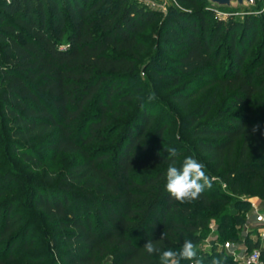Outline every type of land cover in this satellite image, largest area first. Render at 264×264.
I'll use <instances>...</instances> for the list:
<instances>
[{
  "label": "trees",
  "instance_id": "16d2710c",
  "mask_svg": "<svg viewBox=\"0 0 264 264\" xmlns=\"http://www.w3.org/2000/svg\"><path fill=\"white\" fill-rule=\"evenodd\" d=\"M178 2L186 8L170 5L164 14L138 0H0V115L9 150L38 166L45 149L82 156L32 185L29 217L8 196L17 181L0 153V264H159L143 245L164 232L162 250L190 239L199 255L214 218L233 238L230 228L246 215L232 204L264 199V9L222 17L208 0ZM157 21L174 68L150 59L145 71L166 86L185 80L172 95L186 106L211 87L187 114L189 135L236 196L206 188L181 203L165 191L168 124L155 121L146 101L131 110L141 86L123 87L139 77L148 49L140 34ZM175 148L177 166L196 158ZM246 242L264 258L260 239ZM221 257L238 264L217 246L200 258Z\"/></svg>",
  "mask_w": 264,
  "mask_h": 264
},
{
  "label": "rangeland",
  "instance_id": "374dc122",
  "mask_svg": "<svg viewBox=\"0 0 264 264\" xmlns=\"http://www.w3.org/2000/svg\"><path fill=\"white\" fill-rule=\"evenodd\" d=\"M148 3L155 6L156 9L162 11L164 14L168 12V8L170 5H176L178 7L186 8L183 4L176 2V0H148ZM208 4L213 7L215 12L222 17H243L246 13H260L264 9V0H256V3L253 5L234 4L232 6H217L212 5L209 0ZM158 23L159 21L155 22L140 34L143 41L148 47L147 51L142 55L140 75L138 78H135V81H127L123 86L126 87L134 82L136 83L135 87L141 86L139 94L133 101L129 102V105L132 107L131 110H135L140 104L145 101L148 102V105L153 109L156 115L155 121L158 122L161 119H165V122L168 124V127L164 131V145L167 148L181 145L187 149H190V152L193 153L195 157L204 164L205 172L212 182L210 189H221L222 191H226L231 195L236 196L232 194L228 190V188H226V184L224 183V181L222 182L221 178L218 176V172L213 169L212 163L207 159L208 156L197 148L194 139L189 135V122L187 114L189 113V111L197 108L200 105V103L206 98L207 94L211 90V87L205 91H200L196 95L191 97L186 106L182 101H179L172 95L173 91L177 87L185 83V80L181 81L179 86H166L165 79L154 78L147 71H145L144 65H146L147 61H149L150 59H155L156 61L158 59H165L166 65L174 68L173 61L176 59V55L162 49L158 43ZM153 93L155 98L151 100L148 99V97ZM216 108L217 106H215L213 110H215ZM117 121L118 120L116 118L115 122ZM5 127V123L3 122L0 115V153L3 159L2 163L9 167L17 181L15 187L9 192L8 196L19 199V206L23 207L26 215L29 217H34V215L31 213V204H24L25 196L31 191L30 189L32 185L34 183L45 182L46 172L49 171L59 174L63 170H65L71 163L81 160L82 156L77 153L65 152L52 154L47 149H45L41 151L43 160L41 165L38 166L36 163L23 158V156L21 155L12 153L9 150L7 146L8 139L4 134ZM114 127L115 126L113 125L112 128ZM150 132L153 135V126L151 127ZM116 134H119V132H117ZM240 197L242 199H247L248 196L243 194ZM249 198L251 200V206H249L248 208L236 207L233 204L231 206L232 211L237 210L241 214L243 213L246 215V219L244 221H241L234 228H230L229 232L234 233L235 235L233 238H228V233H223L218 229L216 218H214L212 221L211 231L209 232L207 237H210L212 239L217 238L219 241L231 239V241L234 242L236 246H242L245 243L247 236L253 240H255L257 237H260L259 224L254 222L250 217L252 216L254 207V203L252 202L253 198H258L263 203L264 199L260 196H253ZM260 209H264V205H261ZM206 238L201 244L200 251L202 253L208 252L204 249L206 247L205 242H207ZM244 249L246 250L248 248H242L240 253H242ZM236 261L238 264H243L238 260Z\"/></svg>",
  "mask_w": 264,
  "mask_h": 264
},
{
  "label": "clouds",
  "instance_id": "9594fccd",
  "mask_svg": "<svg viewBox=\"0 0 264 264\" xmlns=\"http://www.w3.org/2000/svg\"><path fill=\"white\" fill-rule=\"evenodd\" d=\"M154 93L148 99H154ZM259 130V126H253L252 131ZM166 157L172 161L166 170L165 191L170 194L176 201L184 203L198 199L206 188L211 187V180L206 174L204 164L199 162L193 156H186L177 166L175 159L179 157V153L175 147H168ZM167 233L164 232L158 240H148L143 248L147 254H157L159 256V264H180L181 260L192 261L193 264H203L202 259L198 256L196 244L190 239H185L180 249L162 250L159 246L160 242L165 241ZM211 264H224V258H213Z\"/></svg>",
  "mask_w": 264,
  "mask_h": 264
},
{
  "label": "built area",
  "instance_id": "2783aa9c",
  "mask_svg": "<svg viewBox=\"0 0 264 264\" xmlns=\"http://www.w3.org/2000/svg\"><path fill=\"white\" fill-rule=\"evenodd\" d=\"M138 1L144 2L147 5H150V7L156 8L155 6L148 3V0H138ZM176 2H178V0H176ZM253 214H254L255 222L259 224L260 237L264 239V212L260 211L258 207L254 204ZM206 240H207V242H205L206 247L204 249L207 250L208 252L211 251L214 246H217V248L226 249L234 256L236 260L240 261L243 264H264L261 248L259 247H255L253 249H246L245 251L240 253L238 250H236V245L234 242L231 241V239L219 241L217 238L212 239L210 237H207ZM202 255L203 253L200 252L198 256L201 257Z\"/></svg>",
  "mask_w": 264,
  "mask_h": 264
},
{
  "label": "water",
  "instance_id": "95a60500",
  "mask_svg": "<svg viewBox=\"0 0 264 264\" xmlns=\"http://www.w3.org/2000/svg\"><path fill=\"white\" fill-rule=\"evenodd\" d=\"M212 5L217 6H232L237 5H253L256 3V0H209Z\"/></svg>",
  "mask_w": 264,
  "mask_h": 264
},
{
  "label": "crops",
  "instance_id": "0c3cea01",
  "mask_svg": "<svg viewBox=\"0 0 264 264\" xmlns=\"http://www.w3.org/2000/svg\"><path fill=\"white\" fill-rule=\"evenodd\" d=\"M252 202L258 207V209L260 211H263L264 212V209H260L261 205H264V203L260 199L253 198ZM253 209H254V207H253ZM250 218L255 222V218H254V214L253 213H252V216ZM257 239H260L261 240V243H262V246H264V239L262 237H257L255 240H257ZM262 240H263V242H262ZM246 247L248 248V246L246 244V241H245V243L242 246L241 245L236 246V250H238L240 252L242 250V248H246ZM244 251H245V249H244Z\"/></svg>",
  "mask_w": 264,
  "mask_h": 264
}]
</instances>
